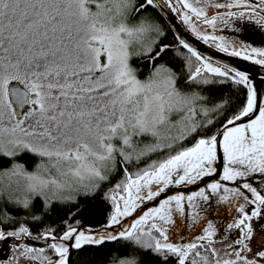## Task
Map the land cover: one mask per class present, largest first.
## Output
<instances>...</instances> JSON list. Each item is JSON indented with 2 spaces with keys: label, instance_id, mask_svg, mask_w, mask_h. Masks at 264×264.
I'll list each match as a JSON object with an SVG mask.
<instances>
[{
  "label": "snow or ice",
  "instance_id": "6c2138e0",
  "mask_svg": "<svg viewBox=\"0 0 264 264\" xmlns=\"http://www.w3.org/2000/svg\"><path fill=\"white\" fill-rule=\"evenodd\" d=\"M203 2L228 11L208 18L195 6L201 0H0V243L43 241L12 244L13 256L0 264H18L21 257L36 264H107L81 256L118 242L130 253L114 255L111 264H169L171 258L212 264L208 254L214 264H264V250L248 255L256 230L264 232V102L258 104L247 74L214 65L183 40L189 55L180 69L164 60L170 45L148 12L166 5L198 38L264 67V48L243 36L234 37L241 47L233 48L191 23L195 17L215 28L217 20L247 19L264 29V0ZM227 82L247 89L234 111L228 100L204 95ZM220 152L223 174L207 191L239 213L227 225L240 230L225 249L229 259L211 246L217 229L210 220L187 242L170 239L174 216L190 218V226L205 218V188L164 195L216 174ZM116 175L121 179L104 192L111 211L102 227L65 221L59 233L49 226L33 236L25 226L57 205L95 196ZM152 201L157 206L144 208ZM127 217L133 219L124 223Z\"/></svg>",
  "mask_w": 264,
  "mask_h": 264
},
{
  "label": "water",
  "instance_id": "95a60500",
  "mask_svg": "<svg viewBox=\"0 0 264 264\" xmlns=\"http://www.w3.org/2000/svg\"><path fill=\"white\" fill-rule=\"evenodd\" d=\"M156 10L160 15V17L162 18V20L165 21L166 25H168L169 29L172 31L175 40H177L176 41L177 44L175 45L168 43V45H170V48L181 46L180 40H183L186 43H188L192 48H194L201 56L207 57L208 59L211 60V62L213 61L215 65H229L232 68L247 74L250 81L253 84V87L257 91L258 104L264 102V67L259 66L257 64H253L247 60L239 59L235 56L227 55L226 53L219 51L213 45H209L202 39H198L190 31L185 29V27L181 24L180 20L176 19L173 11L170 8H168L166 5H163L162 8H157ZM246 121L247 118H245V122ZM214 166L217 168V172L213 176L204 177L196 184L189 185L187 187L181 186L180 188H175V187L170 188L164 194V195H172L177 192L191 194L193 192L198 191L200 188H205L206 194L209 195L210 197V201L207 203L200 201L203 207L208 209V211L202 214L205 218L201 219L199 223H197L196 225L190 226L191 225L190 218H185L180 215L174 216L175 223H174V227H170V239L174 240L177 243L187 242L188 240L192 239L194 236L198 235L202 231V226H206L207 221L209 220L213 223L217 231H219L226 228L227 225L231 223L239 215V213L235 211L234 203L233 206L230 207L228 203L220 202L218 200L217 195H213L210 191H207V184L218 180L219 176L223 174L222 152L218 154V160ZM221 183L228 187L234 186L230 182H226V181H222ZM260 183L264 184V182H260ZM151 206H157L156 201L149 202L148 204L144 205V208ZM188 211L191 210L188 209ZM132 219L133 217H127L124 223L130 222ZM105 223L106 221L98 225H90V226L80 225V227L81 228L91 227L93 229H97L102 227ZM181 234H183V240L180 239ZM25 238H23L22 240H24ZM25 240L31 241V245L43 246V244H40L39 241L34 240L35 242H32L31 238H26ZM7 242L8 244L6 243V241L0 243V250L5 251V249L9 247V244L12 245L14 243H21V241H16L12 238H9ZM8 251L9 250H7L6 252ZM10 254L11 253L8 252L7 256H5L3 259L7 260Z\"/></svg>",
  "mask_w": 264,
  "mask_h": 264
},
{
  "label": "trees",
  "instance_id": "16d2710c",
  "mask_svg": "<svg viewBox=\"0 0 264 264\" xmlns=\"http://www.w3.org/2000/svg\"><path fill=\"white\" fill-rule=\"evenodd\" d=\"M148 11L152 12L155 17L159 20V23L156 22L165 32L166 38L164 43L173 44L175 37L166 23L160 18L156 9L149 8ZM189 55L185 49L181 46L176 48H170V51L164 56V60H171L173 66L180 69L183 65L182 56ZM195 63V59L193 58ZM139 64V61H135ZM146 74L145 72L141 75ZM204 95L209 96L211 101H220L222 99L229 101L230 111H234L236 107L241 106L247 98V89L237 87L231 82L224 84H217L214 86H209L204 89ZM215 130V129H213ZM186 144H191V141H186ZM155 159V156L151 157ZM33 162L30 160L28 162V167L31 168ZM142 166V165H141ZM121 179L120 175H116L112 178L111 183H106L103 185L102 189L95 195L88 198L78 197L76 203L66 204V205H57L54 211L50 212L47 217H45L41 222H32L26 221L25 226L30 228L32 234L42 232L45 228L51 226L57 229V232H60L64 226V222L68 218H75L79 220L81 225H98L102 222H105L109 212L111 211V205L108 201L104 199V192L108 190L113 184L118 182ZM14 215L20 216V213H14ZM7 227H12L11 225ZM130 253V248L125 247L123 242L118 243H108L102 246L99 249L88 248L84 254L81 256V260L87 261L89 259L94 260H103L107 264H111L112 257L115 255L117 257H123ZM94 254V255H93ZM146 260H152L151 257H145ZM73 260H76L75 255H73ZM169 264H175V258H171Z\"/></svg>",
  "mask_w": 264,
  "mask_h": 264
},
{
  "label": "rangeland",
  "instance_id": "374dc122",
  "mask_svg": "<svg viewBox=\"0 0 264 264\" xmlns=\"http://www.w3.org/2000/svg\"><path fill=\"white\" fill-rule=\"evenodd\" d=\"M213 2H225V3H227V2H230V0H213ZM173 3L175 4V0ZM195 6L198 8H204L206 10L208 18H211L214 15L223 14V13L228 11L227 8L217 9V8L211 6L209 3H204L203 0H201L200 4H196ZM242 10L243 9H239V8L231 9L232 12H239ZM178 11H186V10H183L181 8ZM148 12L154 18L155 22L159 23V20L157 19V17H155V15L152 12H150V11H148ZM176 13H177L176 17L180 20L181 24L185 27V29H187V30L189 29L190 32L195 37H197L196 33L192 31V29L189 27V25H187L183 22V20L181 19V16L178 14V12H176ZM224 18L228 19V17H226V16ZM191 23L195 27L196 32H199L201 34H207V35H215L217 37H224V42L227 44H230L231 47H233V48H240L241 47L239 41L234 39V37H236V36H243L253 46L258 47V48H264V29H261L260 27H258L254 23V21H248L247 19H244V20L232 19L228 24H223L220 22V20H217L216 26H215V28H213V27H210L207 24H205L202 19L198 20L195 17H192ZM236 27H239L241 29V31L236 32L234 30ZM213 43L215 44V42H213ZM237 58L241 59L240 57H237ZM143 77H144V75L143 76L141 75V79H143ZM109 205H110V203H109ZM76 220L77 219H75V218H71V219L68 218L65 221H69V222L74 223ZM253 223H255V221H253ZM170 227H174V224L170 225L169 228ZM39 233L40 232L36 233L35 235H38ZM200 234H202V231L198 235H200ZM239 235H240L239 229L233 228L231 230H228L226 227L222 230L217 231L216 236L214 237V240L216 242L213 243L211 246L218 251L220 258H222V259L234 258V257L226 256L225 255V249L227 248V245L229 243H231ZM224 237H227V239H224ZM26 238H28V237H26ZM25 239L21 240V243H27V244L31 245V241H28ZM32 242H35V241L32 239ZM6 243L8 244L7 241H6ZM39 243L43 244V241H39ZM251 247H252V253L248 254L249 258H252V256H254V254L257 251L264 250V232L260 231L259 229L256 230L254 237H253V240L251 242ZM3 248H4V246H3ZM7 250H9L8 252H10L12 250L11 244H9V247L7 249H5V251L0 250V258H4L5 253L8 254V252H6ZM21 251H22V249L20 251H17L15 253V255L20 256ZM201 251H203V250H201ZM228 251H231V249H228ZM47 255L54 257V254L51 252V250H49L47 252ZM208 255H209V260L212 261V264H214V261L212 260L211 255L210 254H208ZM12 256H13V252H12L10 258ZM10 258H8V259H10ZM28 263L29 264H36L35 261L27 260V259H24L23 257H21L18 261V264H28ZM14 264H15V262H14Z\"/></svg>",
  "mask_w": 264,
  "mask_h": 264
},
{
  "label": "flooded vegetation",
  "instance_id": "af4514ba",
  "mask_svg": "<svg viewBox=\"0 0 264 264\" xmlns=\"http://www.w3.org/2000/svg\"><path fill=\"white\" fill-rule=\"evenodd\" d=\"M172 2H174V0H172ZM174 14H175V16L177 15V13L176 12H174ZM177 18V17H176ZM178 19V18H177ZM188 31H190L189 29H188ZM199 39V38H198ZM174 41H175V39H174ZM204 41V40H203ZM174 43H176V41L174 42ZM173 43V44H174ZM206 43H208L209 45H213L214 47H216L215 46V44L212 42V41H208V42H206ZM243 60V59H242ZM248 61V60H247ZM249 62H251L250 60H249ZM212 63L215 65V63L212 61ZM252 63V62H251ZM254 64V63H253ZM260 66V65H259Z\"/></svg>",
  "mask_w": 264,
  "mask_h": 264
},
{
  "label": "bare ground",
  "instance_id": "6f19581e",
  "mask_svg": "<svg viewBox=\"0 0 264 264\" xmlns=\"http://www.w3.org/2000/svg\"><path fill=\"white\" fill-rule=\"evenodd\" d=\"M173 13H174V12H173ZM174 15H175V14H174ZM175 17H176V16H175ZM176 19H177V18H176ZM175 44H177V42L174 43V44H172V45H175ZM176 47H177V46H176ZM176 47H175V48H176ZM33 236H35V235H33ZM11 251H12V250H11ZM11 251H10V252H11ZM11 254H12V252H11ZM11 254H10V256H11ZM10 256H9V258H10ZM52 257H53V256H52Z\"/></svg>",
  "mask_w": 264,
  "mask_h": 264
}]
</instances>
